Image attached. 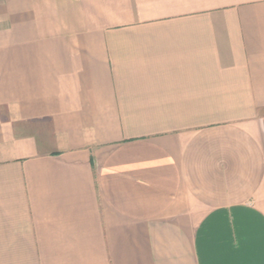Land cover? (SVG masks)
<instances>
[{
	"label": "crops",
	"instance_id": "0c3cea01",
	"mask_svg": "<svg viewBox=\"0 0 264 264\" xmlns=\"http://www.w3.org/2000/svg\"><path fill=\"white\" fill-rule=\"evenodd\" d=\"M0 264H264V0H0Z\"/></svg>",
	"mask_w": 264,
	"mask_h": 264
}]
</instances>
